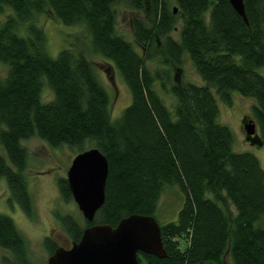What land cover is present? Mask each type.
<instances>
[{"label":"trees","instance_id":"16d2710c","mask_svg":"<svg viewBox=\"0 0 264 264\" xmlns=\"http://www.w3.org/2000/svg\"><path fill=\"white\" fill-rule=\"evenodd\" d=\"M119 1L147 8L150 21L131 19L141 52L117 31ZM48 8L63 23L80 24L89 40L85 49L120 71L130 102L118 116L110 115L109 93L79 34L72 45L49 53L36 22ZM244 8L247 23L229 0H0V14L10 10L0 18V63L6 65L0 75V178L11 200L31 215L24 139L66 143L77 147L75 154L96 146L108 161L104 201L91 221L56 213L71 240L88 225L114 226L132 213L157 219L160 194L174 184L182 205L175 218L158 221L166 255L139 251L140 264H223L227 246L233 264H264V168L253 152L233 150L231 129L217 120L215 95L228 104L232 91L254 97L255 144L264 145V0H244ZM186 53L203 84L172 80L168 66L181 65ZM57 184L62 197L72 199L64 175ZM45 242L50 253L59 246L48 236ZM0 247L10 253L0 264H35L13 218L2 212Z\"/></svg>","mask_w":264,"mask_h":264},{"label":"rangeland","instance_id":"374dc122","mask_svg":"<svg viewBox=\"0 0 264 264\" xmlns=\"http://www.w3.org/2000/svg\"><path fill=\"white\" fill-rule=\"evenodd\" d=\"M114 8L117 31L133 42L136 49L141 52V46L134 39L131 19L137 16L150 21L147 8L133 9L122 1L115 3ZM9 14L10 10L7 9L0 14V18H4ZM36 22L45 33L46 45L51 55H55L63 47L72 45L75 41L74 36L79 34L80 40L78 42L83 43L82 46L87 52V57L94 65L99 79L109 93L110 115L111 117L118 116L130 102V92L120 71L112 61L100 54L90 53V50L85 49L87 48L86 42H89V40L83 38L84 34L86 35L84 28L80 24L67 25L63 23L49 8L46 12L39 13L36 16ZM172 33L177 36L175 30ZM82 46L79 44V47ZM148 63L152 68L158 65L155 61ZM168 67L171 71L172 80L204 83L187 53L183 55L181 65L172 62ZM5 71L6 65L0 63V75L4 74ZM156 88L168 103L173 101L169 92L163 90L158 82H156ZM44 93H49V90L45 89ZM215 95L219 107L217 120L231 129L233 150L253 152L264 168V145L251 143L247 140L242 123V118L245 115L252 118L253 105L255 104L254 97L232 91V101L228 104L222 101L216 92ZM167 105L171 108V105ZM1 127H3V124L0 122ZM22 143L28 150L27 168L24 170V174L32 200V213L31 215L26 214L16 201L12 203L8 199L10 193L4 177L0 178V212L13 218L18 230L26 239L27 253L30 259L35 264H44L50 253L45 242L47 236L52 238L58 245L66 247L71 245V238L61 226L56 213L58 211L60 213H70L80 220L83 217L73 198L65 200L62 197L57 184L58 176L66 175L67 167L77 151V147L69 146L66 143L52 146L37 135L24 139ZM221 197L230 215L235 214V207L230 203V200L223 193H221ZM182 201L183 196L178 186L174 184L166 185L158 200L157 220L166 221L175 218ZM9 255L10 253L6 249L0 247V259ZM223 264H233L228 246L223 253Z\"/></svg>","mask_w":264,"mask_h":264},{"label":"water","instance_id":"95a60500","mask_svg":"<svg viewBox=\"0 0 264 264\" xmlns=\"http://www.w3.org/2000/svg\"><path fill=\"white\" fill-rule=\"evenodd\" d=\"M229 2L247 23L244 0ZM242 123L246 139L259 143L254 120L245 115ZM107 173V158L96 146L74 154L67 167L65 177L72 198L89 221L104 201ZM139 251L159 257L166 255L160 223L153 215L132 213L114 226L109 223L88 225L70 246H57L44 264H140Z\"/></svg>","mask_w":264,"mask_h":264},{"label":"flooded vegetation","instance_id":"af4514ba","mask_svg":"<svg viewBox=\"0 0 264 264\" xmlns=\"http://www.w3.org/2000/svg\"><path fill=\"white\" fill-rule=\"evenodd\" d=\"M8 199H9V200H11V197H10V196H8ZM11 201H12V203H13V202H15L14 200H11ZM71 242H72V240H71Z\"/></svg>","mask_w":264,"mask_h":264}]
</instances>
